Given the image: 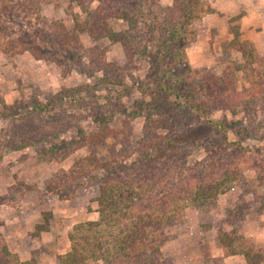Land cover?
<instances>
[{
	"label": "rangeland",
	"instance_id": "374dc122",
	"mask_svg": "<svg viewBox=\"0 0 264 264\" xmlns=\"http://www.w3.org/2000/svg\"><path fill=\"white\" fill-rule=\"evenodd\" d=\"M127 1L137 5L0 0V264L3 246L11 261L62 264L73 228L99 218L97 183L114 163L130 165L144 153L204 170L241 162L217 200L187 205L184 220L165 227L163 258L246 264L243 251L264 249V96L230 111L212 93H242L248 75L264 73V32L242 29L246 12L237 0H203L186 49L198 71L194 87L175 83L190 100L183 101L164 89L171 82L164 18L173 0L150 1L147 11L140 0ZM126 9L132 23L117 16ZM227 75L229 84L214 82ZM148 116L165 119L156 135H171L159 149L146 133ZM187 125L196 132L183 138ZM236 215L240 223L232 225ZM220 239L231 246L228 255Z\"/></svg>",
	"mask_w": 264,
	"mask_h": 264
},
{
	"label": "trees",
	"instance_id": "16d2710c",
	"mask_svg": "<svg viewBox=\"0 0 264 264\" xmlns=\"http://www.w3.org/2000/svg\"><path fill=\"white\" fill-rule=\"evenodd\" d=\"M118 1L124 6L137 5L128 4L127 0H113ZM150 1L155 0H140L139 4L147 11ZM202 3L203 0H173V5L167 9L168 13L164 18L169 28L166 39L170 42L168 53L171 66V82L164 89L183 101L190 100L185 92H180L175 83L189 85L191 89L194 87L190 85V80L193 75H198V71L191 68L186 49L192 41L189 37L192 34L190 25L192 20L199 18L196 12L200 11ZM80 7L83 6L80 4ZM127 11L129 10L126 9L117 16L132 23L131 15L134 14H128ZM235 36H239V31H236ZM125 43L124 48L129 52L127 41ZM245 72L247 73L246 69ZM248 77V90L245 89L242 93L231 90L227 95H223V91L218 94L212 92L213 99L222 102L230 111L237 105L259 104L264 96V73ZM216 80L214 82H220L224 86L232 81V77L227 75ZM2 104L5 108V103ZM195 108L198 112L207 111L205 108ZM254 115L255 111L250 114L256 117ZM146 120V133L153 132L150 140L153 149H159L165 142L171 141V135L154 133L156 129L164 127L165 119H151L148 116ZM207 123L223 129L221 124L211 120ZM173 132L180 136L178 131ZM193 132L196 130L191 126L181 128L183 138L191 137ZM225 150L223 147L221 151ZM147 154L144 153L143 159L130 165L111 162L115 167L109 168L104 178L97 183L99 218L95 222L80 223L73 228L69 235L71 248L62 258V264H84L89 260L95 264H173L170 259L163 258L161 253L162 243L170 239L165 234V227L173 221L182 222L187 205L204 207L212 200H217L218 195L225 190V185L234 181V174L240 171L239 158H234V162L218 163L211 168L207 166L204 170L200 164L188 168L179 157L176 161H165L162 157L155 160ZM252 165L251 161L249 167ZM74 174L77 173L72 171L62 173V176L64 180H69ZM238 218L239 215H236L235 219L228 221L232 225H238ZM220 244L224 254L228 255L230 251L227 249L231 246L225 245L223 239H220ZM1 252L3 264H22L15 259L11 261V254L5 246ZM242 254L246 264H264V249L254 253L246 250Z\"/></svg>",
	"mask_w": 264,
	"mask_h": 264
},
{
	"label": "crops",
	"instance_id": "0c3cea01",
	"mask_svg": "<svg viewBox=\"0 0 264 264\" xmlns=\"http://www.w3.org/2000/svg\"><path fill=\"white\" fill-rule=\"evenodd\" d=\"M243 6V10L246 12L244 17L242 18V29L245 32H249L248 34H258L254 33L252 30H256L257 28L262 29L260 33L264 32V10L260 8V0H237V3ZM249 37L255 40L257 36L249 35ZM255 37V38H254Z\"/></svg>",
	"mask_w": 264,
	"mask_h": 264
}]
</instances>
